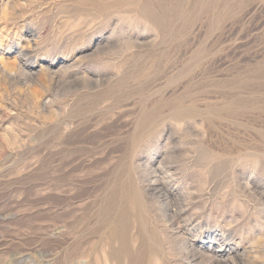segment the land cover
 Instances as JSON below:
<instances>
[{"label":"rangeland","instance_id":"obj_1","mask_svg":"<svg viewBox=\"0 0 264 264\" xmlns=\"http://www.w3.org/2000/svg\"><path fill=\"white\" fill-rule=\"evenodd\" d=\"M0 264H264V0H0Z\"/></svg>","mask_w":264,"mask_h":264},{"label":"bare ground","instance_id":"obj_2","mask_svg":"<svg viewBox=\"0 0 264 264\" xmlns=\"http://www.w3.org/2000/svg\"><path fill=\"white\" fill-rule=\"evenodd\" d=\"M161 1H162V0H161ZM148 5H149V4H148ZM158 19H159V18H158ZM161 23H162V22H161ZM120 193H121V192H119V199L121 198ZM116 196H117V194L115 195L114 198H116ZM111 197H112V196H111ZM116 199H117V198H116ZM117 200H118V199H117ZM107 203H110V202H107ZM111 203H112V201H111ZM120 203H121V202H120ZM120 203H119V205H120ZM122 205H123V204H122ZM107 206H108V205H107ZM109 206H110V205H109ZM116 206H117V205H116ZM120 207H121V206H120ZM125 207H126V206H125ZM117 208H118V207H117ZM117 208H116V209H117ZM116 209H115V211H116ZM121 209H122V208H121ZM118 210H119V208L117 209V211H118ZM113 211H114V210H113ZM120 211H121V210H120ZM120 211H119V212H120ZM109 213H110V212H109ZM120 216H121V215H120ZM122 216H123V215H122ZM126 216H127V215H126ZM126 216H125V217H126ZM118 218H119V217H118ZM126 218H127V217H126ZM114 219H115V218H114ZM114 219H113V221H114ZM116 219H117V218H116ZM123 220H124V219H123ZM113 221H111V222H113ZM125 221H126V220H125ZM125 221H123V222H125ZM118 222H119V221H118ZM118 222H116V223L119 224ZM120 222H121V221H120ZM110 224H111V223H110ZM110 224H109V225H110ZM112 224H114V223H112ZM112 224H111V225H112ZM123 224H124V223H123ZM120 225H121V224H120ZM114 226H115V225H114ZM121 227H124V226H121ZM117 228H118V227H117ZM117 228H116V229H117ZM119 228H120V227H119ZM113 230H114V229H113ZM120 230L123 231L121 228H120ZM112 232H115V230H114V231H111V235H112ZM113 234H114V233H113ZM116 235H117V232H116ZM112 236H113V235H112ZM118 236H119V235H118ZM122 236L124 237V232H123V235H122ZM120 238H122V237L120 236ZM125 239H126V237H125ZM123 241H124V240H123ZM123 241H122V242H123ZM123 243H124V242H123ZM123 243H122V245H123ZM124 244H125V243H124ZM117 252H118V251H117Z\"/></svg>","mask_w":264,"mask_h":264}]
</instances>
